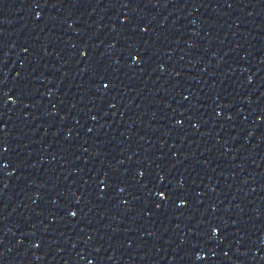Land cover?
Here are the masks:
<instances>
[{"label":"water","instance_id":"95a60500","mask_svg":"<svg viewBox=\"0 0 264 264\" xmlns=\"http://www.w3.org/2000/svg\"><path fill=\"white\" fill-rule=\"evenodd\" d=\"M0 264H264V0H0Z\"/></svg>","mask_w":264,"mask_h":264}]
</instances>
